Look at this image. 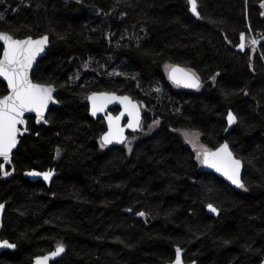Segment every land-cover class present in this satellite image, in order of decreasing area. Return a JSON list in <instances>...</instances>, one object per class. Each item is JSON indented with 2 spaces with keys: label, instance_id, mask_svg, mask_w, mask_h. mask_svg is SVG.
I'll list each match as a JSON object with an SVG mask.
<instances>
[{
  "label": "trees",
  "instance_id": "trees-1",
  "mask_svg": "<svg viewBox=\"0 0 264 264\" xmlns=\"http://www.w3.org/2000/svg\"><path fill=\"white\" fill-rule=\"evenodd\" d=\"M197 10L188 0H0V32L48 35L32 78L55 86L60 103L46 126L28 118L15 175L0 180L1 239L17 245L0 264H32L58 242L66 253L53 264H172L177 247L198 264L264 261V42L246 47L264 38V0H197ZM166 64L193 71L201 88L173 85ZM104 91L145 105L131 151L100 147L107 125L90 117L87 97ZM178 130L213 150L227 142L247 190L203 171ZM49 169V186L25 177Z\"/></svg>",
  "mask_w": 264,
  "mask_h": 264
},
{
  "label": "snow or ice",
  "instance_id": "snow-or-ice-1",
  "mask_svg": "<svg viewBox=\"0 0 264 264\" xmlns=\"http://www.w3.org/2000/svg\"><path fill=\"white\" fill-rule=\"evenodd\" d=\"M188 4L190 5L191 12L199 17L200 12L197 10V0H188ZM240 39L241 43L238 47L243 50L245 49V43L243 42L245 37L243 33H241ZM0 41L3 42L2 56H0V77L7 82L6 87L10 90L7 94L0 95V172L7 177L15 171L14 167L9 171L8 166L12 165L13 149L19 143L18 135L21 134V128L18 125L26 124L25 113H35L37 123L40 121L48 123L44 114L49 103L54 101L53 92L55 88L51 85L33 82L30 77V71L36 58L44 51L45 46L48 44L49 37L47 35L38 39H33L31 36L18 39L7 32H0ZM251 43L255 46L258 41L253 38ZM168 67L169 77L177 85L182 84L188 88L201 87L200 78L194 72L180 68L177 65H170ZM87 99L91 101L93 116L98 112H103L108 104L119 101L124 105L125 112L131 117L127 127L133 130L141 128L139 106L133 103L129 97L116 96L115 93H92ZM125 112H121L116 117L108 115V131L101 136L100 147L103 148L114 141L121 144L125 142L124 128L120 126V120L125 115ZM236 120L237 117L229 111L227 115L228 125L231 126L236 123ZM154 123L159 124V121H154ZM23 131H28L27 127L23 128ZM184 135L186 137L191 136L188 143L196 148V159L201 164L215 169L227 177L232 184L247 190L245 182L241 177L242 162L235 158L227 142L213 150L203 145L197 146L195 141L200 136L199 132H185ZM129 151H131V147H129ZM58 155L59 152H57ZM54 174V170L46 172L32 171L29 173L31 176H42L46 181H50ZM207 207L211 212L219 214V210L211 203ZM3 208L4 205L0 204V211ZM138 215L145 216V213L139 212ZM16 247L15 243H10L8 240H0V248L15 249ZM64 251V245L58 242L54 251L48 255L37 256L35 264H49L51 259L60 256ZM173 264H184L182 249L179 247L175 250Z\"/></svg>",
  "mask_w": 264,
  "mask_h": 264
},
{
  "label": "water",
  "instance_id": "water-1",
  "mask_svg": "<svg viewBox=\"0 0 264 264\" xmlns=\"http://www.w3.org/2000/svg\"><path fill=\"white\" fill-rule=\"evenodd\" d=\"M189 6H190V5H189ZM190 11H191V10H190ZM194 15H195V14H194ZM195 17H196V18H199V17H197V16H195ZM47 36H48V35H47ZM14 38H15V37H14ZM26 38H27V37H26ZM32 38H33V37H32ZM39 38H40V37H39ZM18 39H19V38H18ZM22 39H24V38H22ZM33 39H38V38H33ZM244 41H245V40H244ZM244 41H243V42H244ZM263 42H264V38L258 42L259 47L261 46V44H262ZM2 43H3V42L0 41V45H1V46H2ZM49 48H50V40L48 41V44L45 46L44 51H43V52H42V53L36 58V61L34 62L33 66H32V69H31V71H30V77H31V78H32V76H33V72L35 71V69H36V67H37V65H38V63H39V61H40L41 59H43V58L46 56V54H47V50H48ZM1 56H2V54H1ZM177 66H179L180 68H183V69L189 70V69H187V68H185V67H182V66H180V65H177ZM190 71H191V70H190ZM192 72H193V71H192ZM196 75H197V74H196ZM168 78H169L170 82H171L173 85L178 86V87H180V88H182V89L189 90V91H196V90L199 89V88H188V87L183 86L182 84H181V85H177L176 83H174V82L170 79V77H169V73H168ZM32 80H33V78H32ZM0 81L3 82V83H5V84L7 83L2 77H0ZM200 81H201V80H200ZM33 82H34V81H33ZM51 86H52V85H51ZM201 86H202V81H201ZM53 87L55 88V91L53 92L54 101L49 103V105H48V107H47V110H46V112H45V114H44L45 119L47 118L48 113H49L51 107H59V106H60V103H59V101H58L57 98H56V95H57L58 90L56 89L55 86H53ZM200 88H201V87H200ZM7 90L10 91L9 89H7ZM95 93H110V94H111V93H114V92H105V91H104V92H95ZM115 95H116V96H121V97H122V96H127V97H129V98L131 99V101H132L133 103H135V104H137V105L139 106V109H140V118H141V128H137V129L133 130V129H130V128L127 127V124H128V122L131 120V117L125 112L124 105L121 104L119 101H116V102H114V103L108 104L107 107L105 108V110H104L103 112H98L95 116H93V115H92V111H91V109H92L91 101L87 99V103H88V106H89V115H90V117H91L93 120H96V119H98V118H103V119L105 120V122H106V125H107V130H106V132L108 131V120H107L108 115L110 114L111 116L116 117V116H119L121 112H125V115H124V116L121 118V120H120V126H121L122 128H124V136L126 137L125 142H124L123 144H121V143H118V142H115V141H114L112 144L106 145V147H122V146H124V145L127 143L128 139H129V134H136V133H139V132L142 131V124H143V119H144V111H143V108H142L141 104H140L138 101L134 100L130 95H127V94H125V95H120V94H117V93H115ZM89 96H90V95H89ZM114 110H118V112H117L116 114H114V113H113ZM231 112H232V111H231ZM232 113H233V112H232ZM233 114H234V113H233ZM30 117H34V118L36 119V125H37V126H40V125H47V124H48V123H44L43 121H40L39 123H37V116H36L35 113H25V117H24V118H25V120H26V124H25V125H18V127L21 128V134L18 135L19 143L17 144L16 148L13 149V156H14V153L17 151V149H18L20 143H21V139H22L24 136L30 134V131H29V119H28V118H30ZM232 125H233V124H232ZM232 125L229 126V129L232 127ZM25 127H27V129H28V131H26V132L23 131V128H25ZM229 148H230V150L232 151V149H231L230 146H229ZM214 150H215V149H214ZM232 153H233V155L235 156V158H237L233 151H232ZM237 159H238V158H237ZM239 160H240V159H239ZM241 162H242V161H241ZM201 166H202V170H203V171L208 172V173H213V174H215L217 177H219L220 179H222L227 185L231 186V187L234 188V189H239L238 186L232 184V182L229 181V180L227 179V177H225L222 173L217 172L215 169L210 168V167H208V166H206V165L201 164ZM12 167H13V162H12V165H11V166H8V168H12ZM10 171H11V170H10ZM32 171L41 172V171H38V170L27 171V172H25V177H26L27 179H29L30 181H32V182L42 181V182L45 183L47 186L51 185V182L53 181V179H54V178L57 176V174H58L57 171L54 169V173H55V174L53 175L52 179H51L50 181H46V180L43 179L42 176H31V175H29V173L32 172ZM243 174H244V163L242 162V168H241V177H242V179H243ZM14 175H15V171L12 172V174H11L10 176H7V177H5V176L2 174V172H1L0 180H1V181H7V180L11 179L12 177H14ZM2 204L4 205V208H3L2 211H0V236H1V233H2V230H3V217H4L5 210H6V204H5V203H2ZM213 206H214V205H213ZM214 207H215V206H214ZM218 210H219V209H218ZM206 211H207L208 214H210V215H212V216H214V217H217V216L219 215V214H216V213L211 212V211L208 209V207L206 208ZM0 240H1V238H0ZM13 250H14V249L0 248V254H2V253L5 252V251H13ZM65 253H66V250H65L60 256L51 259V260L49 261V264L56 263V262H57V261H58V260H59V259L65 254ZM48 254H49V253H48ZM48 254H46V255H48ZM183 255H184V252L182 251V259H183ZM183 261H184V259H183ZM32 264H35V259H34V261H33ZM184 264H185V262H184ZM191 264H197V262H193V263H191ZM261 264H264V261H263Z\"/></svg>",
  "mask_w": 264,
  "mask_h": 264
},
{
  "label": "rangeland",
  "instance_id": "rangeland-1",
  "mask_svg": "<svg viewBox=\"0 0 264 264\" xmlns=\"http://www.w3.org/2000/svg\"><path fill=\"white\" fill-rule=\"evenodd\" d=\"M253 38H255V39L258 41V38H257V37H251V38H249V39L246 40V47L256 50V49L258 48L257 44H256L255 46H253L252 43H251V40H252ZM168 66H170V64H166V65L164 66V69H163L164 73H165L167 76H168V73H169V67H168ZM141 106H142V108H143V111L146 112L145 105H144V104H141ZM159 124H160V121H159ZM159 124H155V123H153V124L147 129V130L143 131V133H142L141 136H147L148 134H151V133H153L154 131H156L157 128H158V126H159ZM185 132H188V133H194V131H191V130H178V134L180 135V137L182 138V140H184V142H185L188 146H190V147L194 150V152L196 153V148H194V147L192 146V144L188 143V140L191 139V136H187V137H186V136L184 135ZM200 140H201V137L199 136L198 140L195 141V143L197 144V146L202 145L201 142H200ZM131 143H132V141H130V140L127 141V147H128V148L131 147V145H132ZM103 148H105V147H103ZM199 162H200V161H199Z\"/></svg>",
  "mask_w": 264,
  "mask_h": 264
},
{
  "label": "flooded vegetation",
  "instance_id": "flooded-vegetation-1",
  "mask_svg": "<svg viewBox=\"0 0 264 264\" xmlns=\"http://www.w3.org/2000/svg\"><path fill=\"white\" fill-rule=\"evenodd\" d=\"M114 111H116V110H114ZM114 111H113V113H114ZM117 112H118V110H117ZM116 112V113H117ZM116 113H114V114H116ZM48 117V116H47ZM33 118V117H32ZM46 120H47V118H46ZM34 122H35V124H36V121H35V118H34ZM48 125V124H47ZM44 126H46V125H44ZM9 171H10V169H8ZM49 170H54V169H49ZM49 170H46V171H49ZM46 171H41V172H46ZM0 177H1V172H0ZM0 204H2V203H0ZM5 214V213H4ZM3 219H4V217H3ZM0 238H1V236H0ZM1 240H3V239H1ZM183 252H184V250H182ZM183 259H184V262H185V264H191V263H193V262H197V261H192V262H186L185 261V256L183 255ZM173 264V263H172ZM198 264V263H197Z\"/></svg>",
  "mask_w": 264,
  "mask_h": 264
},
{
  "label": "bare ground",
  "instance_id": "bare-ground-1",
  "mask_svg": "<svg viewBox=\"0 0 264 264\" xmlns=\"http://www.w3.org/2000/svg\"><path fill=\"white\" fill-rule=\"evenodd\" d=\"M261 38V37H260ZM8 169H10L11 170V168H8Z\"/></svg>",
  "mask_w": 264,
  "mask_h": 264
}]
</instances>
